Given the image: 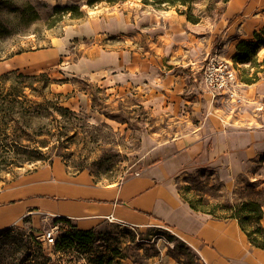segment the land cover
I'll list each match as a JSON object with an SVG mask.
<instances>
[{"label": "rangeland", "instance_id": "obj_1", "mask_svg": "<svg viewBox=\"0 0 264 264\" xmlns=\"http://www.w3.org/2000/svg\"><path fill=\"white\" fill-rule=\"evenodd\" d=\"M14 1L32 5L38 17L28 27L11 19L20 32L0 40V74L45 72L51 82L42 88L44 96L72 112H64L69 124L59 143L42 134L38 138L46 141L36 155L21 149L2 152L0 190L54 166L67 173L87 170L99 184L120 182L175 155L171 143L209 120L220 129H241L264 119V0L256 1V10L234 14L230 0L159 6L144 0ZM240 41L254 46L238 49ZM240 49L248 60L236 58ZM210 57L232 62L238 75L233 90L212 96L200 84ZM25 91L32 95L29 87ZM56 117H61L58 111L47 110L40 126L52 127ZM223 155L178 163L173 190L211 218H229L250 199L262 203L264 212L258 164L235 174ZM58 217L30 210L0 232L9 229L28 240L30 248L18 254L28 252L24 262L29 264H206L197 244L159 221L104 219L93 227L91 240L81 241L73 235V220L68 224ZM54 226V243L48 245L42 235Z\"/></svg>", "mask_w": 264, "mask_h": 264}, {"label": "crops", "instance_id": "obj_2", "mask_svg": "<svg viewBox=\"0 0 264 264\" xmlns=\"http://www.w3.org/2000/svg\"><path fill=\"white\" fill-rule=\"evenodd\" d=\"M256 1L230 0L232 13L256 10ZM168 79L169 74L162 77L163 83ZM209 122L202 128L200 124L198 132L188 131L173 141L175 155L120 182L99 184L84 169L74 173L60 166L34 170L17 185L0 190V229L30 210L72 219L79 229L93 228L111 214L123 223L153 220L166 224L197 244L206 264H264V249L250 243L236 218L206 216L173 190L171 176L178 163L197 156L212 160L220 158L219 153L235 174L258 164L264 182V119L241 129H220Z\"/></svg>", "mask_w": 264, "mask_h": 264}, {"label": "trees", "instance_id": "obj_3", "mask_svg": "<svg viewBox=\"0 0 264 264\" xmlns=\"http://www.w3.org/2000/svg\"><path fill=\"white\" fill-rule=\"evenodd\" d=\"M189 2L191 0H144V3L157 6L161 4H187ZM6 12L12 13L10 19L3 17V13ZM37 14V11L30 4L18 6L14 0H0V40L12 33L20 32L17 27L14 28L11 19H17V23L28 27L38 17ZM187 17L191 19L190 15ZM245 44H248L250 48L254 46L252 41L249 43L240 41L236 47L239 49ZM20 51L18 50L16 53ZM248 57V53L241 51V49L236 56L240 61H246L249 59ZM50 82L51 80L45 72L24 74L13 69L0 74V157L3 155V151L4 153L8 151L18 153V149L24 152L31 150L36 155V153L42 152L40 145L46 141V138H38L40 135L46 134L55 137L59 143L60 138L66 134L69 119L64 112H72V110L59 104V100L48 99L44 96L46 93L42 91V88L47 87ZM26 87L31 89V96L25 91ZM38 97L41 98L38 99ZM47 110H56L61 115L59 118L56 117V124L52 127L40 126V121ZM32 143L33 146L29 149L28 147ZM34 157L36 156H29L26 159H34ZM190 206L194 208L191 204ZM263 216L262 203L253 199L241 202L230 215V217L237 219L250 243L262 249H264V226L261 224ZM56 220L65 221L68 224L70 221L69 218L62 216ZM8 230L0 232V264H29L24 262V256L28 252H25L23 256L18 253L22 248H30V243L28 240L18 239ZM93 231V228H77L73 231V235L81 241H89L93 238ZM10 237L12 240L9 241ZM63 239H68V237H63ZM43 258L45 262L49 261L47 256H43ZM36 262L39 260L36 259Z\"/></svg>", "mask_w": 264, "mask_h": 264}, {"label": "built area", "instance_id": "obj_4", "mask_svg": "<svg viewBox=\"0 0 264 264\" xmlns=\"http://www.w3.org/2000/svg\"><path fill=\"white\" fill-rule=\"evenodd\" d=\"M200 83L207 89L212 96L228 90H233L234 84L238 81V75L232 62L225 58L210 57L201 68L199 74ZM138 174V172H135ZM108 221H114L110 214L106 217ZM58 226L44 231L42 238L45 243L52 245L54 243L55 231Z\"/></svg>", "mask_w": 264, "mask_h": 264}, {"label": "bare ground", "instance_id": "obj_5", "mask_svg": "<svg viewBox=\"0 0 264 264\" xmlns=\"http://www.w3.org/2000/svg\"><path fill=\"white\" fill-rule=\"evenodd\" d=\"M263 47H264V45H263Z\"/></svg>", "mask_w": 264, "mask_h": 264}]
</instances>
